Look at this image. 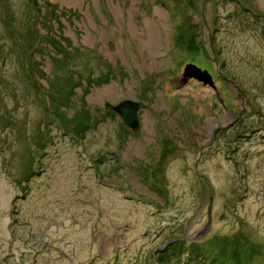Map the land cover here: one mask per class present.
Instances as JSON below:
<instances>
[{"label": "rangeland", "instance_id": "1", "mask_svg": "<svg viewBox=\"0 0 264 264\" xmlns=\"http://www.w3.org/2000/svg\"><path fill=\"white\" fill-rule=\"evenodd\" d=\"M0 264H264V0H0Z\"/></svg>", "mask_w": 264, "mask_h": 264}, {"label": "water", "instance_id": "2", "mask_svg": "<svg viewBox=\"0 0 264 264\" xmlns=\"http://www.w3.org/2000/svg\"><path fill=\"white\" fill-rule=\"evenodd\" d=\"M140 109L141 104L139 102L128 100H125V102H123L119 106H115L114 108L125 125L130 127V129L133 131H137L140 128Z\"/></svg>", "mask_w": 264, "mask_h": 264}, {"label": "trees", "instance_id": "3", "mask_svg": "<svg viewBox=\"0 0 264 264\" xmlns=\"http://www.w3.org/2000/svg\"><path fill=\"white\" fill-rule=\"evenodd\" d=\"M76 79H77V78H75V80H76ZM71 83H73V79H72Z\"/></svg>", "mask_w": 264, "mask_h": 264}]
</instances>
